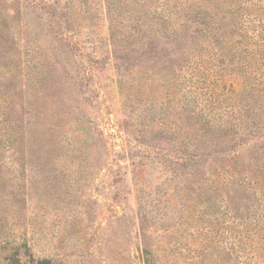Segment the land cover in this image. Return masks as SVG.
<instances>
[{
  "label": "rangeland",
  "instance_id": "obj_1",
  "mask_svg": "<svg viewBox=\"0 0 264 264\" xmlns=\"http://www.w3.org/2000/svg\"><path fill=\"white\" fill-rule=\"evenodd\" d=\"M175 1L166 35L158 0H0V264H264V167H219L261 161L228 46Z\"/></svg>",
  "mask_w": 264,
  "mask_h": 264
},
{
  "label": "trees",
  "instance_id": "obj_2",
  "mask_svg": "<svg viewBox=\"0 0 264 264\" xmlns=\"http://www.w3.org/2000/svg\"><path fill=\"white\" fill-rule=\"evenodd\" d=\"M158 1L159 3L157 2L153 6L154 11H158L159 20L162 23H170V27L166 24L167 28H163V34L167 35L172 28L173 33L188 29V21H184L183 18L177 19L179 15L178 12L175 13L178 10L177 7L181 5L180 3L176 1L174 3L173 0H170L171 5L174 4L176 7L173 6L171 11L164 12L159 4L169 0ZM222 1L220 14L217 11L205 12V3L201 0H189V3L186 1L183 8L186 14L188 13L186 7H188L200 17L202 15V21L196 19L190 21V24L194 25L193 31L197 33L198 37L200 36L205 42L212 45L213 49L228 46L230 58L226 65L230 66V70L226 74L233 75L235 85L233 90L230 89L238 98L236 110L242 112L237 115V119L241 121L239 122L240 128H242L243 123H246V129L252 132L250 142L240 145L245 146V149H255L256 152H259L258 158L262 163L257 161L254 156L248 157L246 160L241 158L238 160L240 156L238 149H227L223 146V158L226 155L228 157L220 160L219 167L223 174L226 173L227 175L224 183L232 181L235 176L240 178L244 172L243 178H240L239 181L234 179L233 182L237 185H245L243 179L248 177V172L251 173L252 166L264 167V157H262L264 156V0ZM202 8L204 10H201ZM173 11L175 12L173 13ZM210 17L217 20V25H212ZM208 34L210 37L206 39ZM184 39V37H180L177 41L181 43ZM218 39L220 40L218 41ZM222 87L225 88L224 85ZM246 108L250 109L253 115L248 117L247 114L243 113ZM229 153H232L233 156H230ZM254 223L255 230L252 228V235L257 233L264 235L262 233L264 229L258 220ZM237 236L238 240L242 238L241 233H237ZM143 258L144 263L148 264V257Z\"/></svg>",
  "mask_w": 264,
  "mask_h": 264
}]
</instances>
